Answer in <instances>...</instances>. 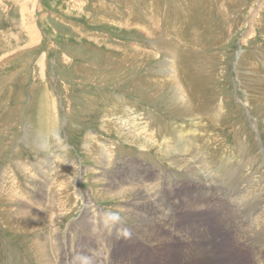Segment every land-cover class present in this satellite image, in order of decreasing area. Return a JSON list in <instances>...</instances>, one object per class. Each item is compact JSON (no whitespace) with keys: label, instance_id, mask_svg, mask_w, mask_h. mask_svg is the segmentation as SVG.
I'll return each mask as SVG.
<instances>
[{"label":"rangeland","instance_id":"obj_1","mask_svg":"<svg viewBox=\"0 0 264 264\" xmlns=\"http://www.w3.org/2000/svg\"><path fill=\"white\" fill-rule=\"evenodd\" d=\"M114 186L165 195L173 242L143 239L130 211L151 205ZM263 208L264 0H0V264L102 258L101 222L111 264H264Z\"/></svg>","mask_w":264,"mask_h":264},{"label":"bare ground","instance_id":"obj_2","mask_svg":"<svg viewBox=\"0 0 264 264\" xmlns=\"http://www.w3.org/2000/svg\"><path fill=\"white\" fill-rule=\"evenodd\" d=\"M173 59V58H172ZM171 71V70H170ZM180 95H181V93H180ZM178 96L177 97V99L178 100H180V102L181 101H184L183 100V98L181 97V96ZM177 96V95H176ZM178 105H180V103L178 104ZM183 105V104H182ZM177 106V105H176ZM181 107V106H180ZM221 109V108H220ZM184 110V109H183ZM40 111V110H39ZM41 112V111H40ZM42 118V117H41ZM52 118V117H51ZM50 119V118H49ZM121 129V128H120ZM128 129V128H127ZM123 130V129H122ZM137 130H139V129H137ZM51 131H53V130H51ZM46 133V132H45ZM122 134V133H121ZM126 134H127V136L128 137H133V138H137V139H139V140H141V138H138L139 136H137L136 137V135L137 134H139V132L137 131V133H134L133 132V130H132V128L131 129H129V131H128V133H127V130H126ZM58 136V135H57ZM141 137V136H140ZM36 138V137H35ZM61 138V137H60ZM37 139V138H36ZM58 139H59V136H58ZM60 140V139H59ZM34 141V140H33ZM41 141V140H40ZM52 141V140H51ZM138 141V140H137ZM58 142V141H57ZM142 142V141H141ZM140 142V143H141ZM147 143V142H146ZM145 143V144H146ZM34 144V143H33ZM42 144V143H41ZM41 144H39V146L41 145ZM46 144V143H45ZM37 145H38V143H37ZM36 145V146H37ZM34 146H35V144H34ZM142 147V146H141ZM39 148V147H38ZM38 148H36V149H38ZM154 148V147H153ZM147 149V148H146ZM186 149V148H185ZM187 149H189V148H187ZM184 150L183 151V153H185L186 151H188V150ZM109 154V153H108ZM107 154V156H110V154L108 155ZM107 156H103V158L104 157H107ZM166 157V156H165ZM171 158H173V157H171ZM195 158V159H194ZM109 159V158H108ZM205 159V158H204ZM192 160H194V161H197L195 164H193V166H190V168L191 169H195L194 171H195V173L197 174V175H200V171H198L199 169H201V168H204V167H206L207 165H205L204 166V162H203V164H202V162L199 160V159H197V157H196V155H194V156H191V157H186L185 159H183V160H180V162L181 161H183V162H192ZM178 161V159H175V158H173V160H172V163H173V165L175 164V166L176 165H179V166H182V167H184L182 164H179V162H177ZM57 162V161H56ZM201 162V163H200ZM206 162V161H205ZM19 164V163H18ZM170 165V164H169ZM18 166V165H17ZM172 166V165H171ZM174 166V167H175ZM21 167V166H20ZM173 167V166H172ZM177 167V166H176ZM22 168V167H21ZM78 169H81V171H82V168L80 167V166H78L77 167ZM100 168V167H99ZM184 168H186V167H184ZM199 168V169H198ZM26 170V169H25ZM172 170V169H171ZM38 171V170H37ZM179 171H181V170H179ZM185 171V170H184ZM183 171V172H184ZM229 171V170H228ZM158 172V171H157ZM205 172V171H204ZM76 173H77V171H76ZM161 173V172H160ZM78 174H80V170H79V172H78ZM158 174V173H157ZM188 174H189V176L187 175V174H185V175H187L188 177H192L194 174L193 173H191V172H189L188 171ZM195 174V175H196ZM215 174V173H214ZM229 174V173H228ZM233 174H234V172H233ZM216 175V174H215ZM223 175V174H222ZM157 176V175H156ZM76 177H78V176H76ZM196 177H198V176H196ZM201 178H202V176H201ZM195 179H197V178H195ZM204 180V179H203ZM69 181H70V179H69ZM112 182H114L115 181V179H112L111 180ZM201 181V180H200ZM65 182H66V180H65ZM211 182V181H210ZM218 182H220V181H218ZM234 182V181H233ZM43 183V182H42ZM73 183V182H72ZM74 183H76V182H74ZM73 183V184H74ZM78 183V182H77ZM200 183V182H199ZM216 183V182H215ZM143 184V183H142ZM218 184V183H217ZM78 185V184H77ZM144 186L143 187H145V189H147V188H150L151 186H153L154 184H151V182H148V183H144L143 184ZM199 185H201L202 186V183L201 184H199ZM219 185V184H218ZM235 185V184H234ZM51 186V185H50ZM196 186V185H195ZM201 186L200 187H198V190H200L201 189ZM223 186V185H222ZM115 188H116V191H115V194H117L118 193V195H122V194H124V193H126L127 191H129V190H132V189H135V191H137L138 192V194L141 192V196H140V198L142 199V200H140V201H136L135 202V204H138V206L139 205H144L143 207L146 209V208H148L149 207V205H151V207H149L148 209H146L145 211H147V212H149V215L147 216V215H144V214H140L138 211H134V210H131L130 211V215H132L133 216V219H134V224H135V226L139 229V230H141V234H142V238L143 239H145L147 242H150V243H152V244H156L157 245V247H158V245H159V247L160 246H162V247H167L169 244H171L172 242H173V235H172V229L171 230H168L167 228H172L174 225V223L173 222H169V220H167V216L169 215V213H167V211H166V206H160V205H158L159 203H157L154 199V195H151V196H149V194H148V198H149V200L148 201H151L152 200V202H148V203H146L147 204V206L148 207H146V204H144V202H143V200H145L146 201V198L147 197H145L144 199H143V197H144V195H145V192H144V189H143V187H135V186H128V187H119V186H114ZM192 187V186H191ZM205 187V186H204ZM203 187V188H204ZM57 188V187H56ZM156 188V187H155ZM209 188H211V187H209ZM112 189H114V188H112ZM111 190V189H110ZM115 190V189H114ZM152 190H153V188H152ZM208 190V189H207ZM149 191V190H148ZM150 191H151V189H150ZM154 191V190H153ZM110 192H112V191H110ZM131 192V191H130ZM133 192V191H132ZM131 192V193H132ZM157 192V191H156ZM201 194L203 193H206V192H204L203 191V189L202 190H200L199 191ZM129 193V192H128ZM134 193V192H133ZM132 193V194H133ZM153 193V192H152ZM108 194V193H107ZM111 194V193H110ZM114 194V193H113ZM125 196V195H124ZM168 196V195H167ZM164 197H165V195H163V199H164ZM183 199H182V203H181V206L179 207V209H183V208H185L184 207V205H188L189 204V198H186V194L184 193V195H183ZM172 198V197H171ZM246 198V197H245ZM245 198H242V202L241 203H243V204H247L248 202H247V199H245ZM237 199V198H236ZM252 199H254V198H252ZM166 200V199H165ZM169 200V199H168ZM172 200V199H171ZM170 200V202H172ZM238 200H239V198H238ZM240 200H241V198H240ZM239 200V201H240ZM53 201V200H52ZM177 202V201H176ZM234 202V201H233ZM184 203V204H183ZM191 203V202H190ZM126 204V203H125ZM133 204V203H132ZM152 204H153V207H152ZM173 204V203H172ZM177 204H179L178 202H177ZM53 205V204H52ZM131 205V204H130ZM129 205V206H130ZM195 205V204H194ZM233 205V204H232ZM237 205V204H236ZM189 206V205H188ZM196 206V205H195ZM245 206V205H244ZM128 207V206H127ZM132 207V206H131ZM248 207V206H247ZM50 208V207H49ZM126 208V207H125ZM139 208V207H138ZM31 209V208H30ZM29 209V210H30ZM127 209V208H126ZM134 209H135V207H134ZM244 208L242 207V205L240 206V207H234V211H236L235 212V214H236V216H237V213H240L242 210H243ZM249 209V208H248ZM24 210V209H23ZM26 210V209H25ZM28 210V209H27ZM42 210V209H41ZM125 210V209H124ZM138 210V209H137ZM141 210V209H140ZM149 210V211H148ZM225 210V209H224ZM39 211V210H38ZM128 211V210H127ZM233 211V212H234ZM245 211V210H244ZM255 211V210H254ZM125 212V211H124ZM205 212V211H204ZM22 213H25V211H22ZM36 213V212H35ZM34 213V214H35ZM87 213L88 212H86V209L85 210H83V216H86L87 215ZM96 213V212H95ZM127 213V212H126ZM172 213V212H171ZM224 213V215L227 217L228 215H231L230 214V212L229 211H226V212H223ZM246 213V212H245ZM264 213V208H263V212H262V214ZM58 214V213H57ZM107 214V213H106ZM106 214H104L105 215V217H101L102 219L104 218V220H106V216H108V215H106ZM129 214V213H128ZM148 214V213H147ZM242 214V213H241ZM241 214H239L240 216H241ZM253 214V212L251 211V210H248V215H249V217L252 219L253 217H251V215ZM127 215V214H126ZM130 215H129V217H130ZM223 215V214H222ZM232 215H234L233 213H232ZM254 215V214H253ZM261 215V214H260ZM33 216H35V215H33ZM31 214L30 215H25V216H23V217H26L25 219H30V217H33ZM102 216V215H101ZM239 216V217H240ZM92 217H93V219H96V215H92ZM233 217V216H232ZM35 218V217H34ZM108 218V217H107ZM245 218V217H244ZM255 218V217H254ZM253 218V219H254ZM258 218V216L254 219V220H256ZM260 218V217H259ZM92 219V220H93ZM200 219V218H199ZM91 220V221H92ZM101 220V219H100ZM174 221V220H173ZM240 221H242L243 222V220L241 219V218H239V219H233V220H227L226 222H225V224H226V227L229 229V228H236L237 227V224L240 222ZM102 224V230L99 232L98 230L97 231H94L95 232V234H96V236H97V243L100 245V247H101V249H102V251H103V253H104V257H102V258H100L99 256H96L97 255V252L91 247L92 245H89L87 242H85V243H87V248L89 249V251H91L92 253H90V252H88V253H86L85 255H81L80 253H79V256H78V258L77 259H72V261H68V262H66V264H111V259L110 258H113V256L109 253L110 252V250L109 249H111V248H109L110 246H112L113 244V242L112 241H110V240H107V239H105V238H103V236H104V232H105V229H104V222H101ZM244 223V222H243ZM256 223V222H255ZM22 224V223H21ZM20 224V225H21ZM132 224H133V222H132ZM119 225V224H118ZM184 225V224H183ZM204 225V224H203ZM240 225V223L238 224V226ZM192 226H193V228L192 229H190V230H192L193 231V233H195V235H197L198 236V238L200 237L198 234H197V232H205L206 231V227H204V226H199V225H193L192 224ZM192 226H190V227H192ZM101 227V226H100ZM167 227V228H166ZM175 227V226H174ZM177 227H178V225H177ZM182 227V226H181ZM185 227V226H184ZM54 228V227H53ZM162 228H165L166 230V232H163L162 231ZM225 228V227H224ZM241 228H242V226H241ZM240 228V229H241ZM257 228H259V227H257ZM137 229V230H138ZM185 229V228H184ZM255 229V228H254ZM95 230V229H94ZM110 230V229H109ZM136 230V229H135ZM134 230V231H135ZM186 230H189V229H186ZM226 230V229H225ZM237 230V229H236ZM257 230V229H256ZM77 231H79V232H81V233H83L82 232V230L81 229H77ZM111 231V230H110ZM119 231V230H118ZM133 231V230H132ZM181 231H182V229H181ZM181 231H177L178 232V236L180 235L181 237L183 236V233L181 232ZM184 231V230H183ZM228 231V230H227ZM246 231V230H245ZM245 231H243V233L245 232ZM162 232V234H160ZM185 232V231H184ZM237 232V231H236ZM239 232V231H238ZM242 232V231H241ZM246 232H249V231H246ZM261 232H262V230H261ZM54 234H55V232H53ZM57 233V232H56ZM66 234V233H65ZM120 234V233H119ZM174 234V233H173ZM188 234V233H187ZM238 235H240V234H238ZM54 236V235H53ZM58 236V235H57ZM110 236V235H109ZM177 236V237H178ZM244 236V234L242 235V237ZM255 236V235H254ZM257 236V235H256ZM119 237V236H118ZM189 237V236H188ZM191 237V236H190ZM204 237H205V235H204ZM203 237V238H204ZM207 237V236H206ZM233 237V236H232ZM241 237V236H240ZM48 238V237H47ZM52 238H54V237H52ZM58 238H59V236H58ZM58 238H56L54 241H52L53 242V246L55 245V247H58L59 249H61V247H60V245L58 246V244H59V241H62L60 238H59V240H58ZM62 238V237H61ZM141 238V237H140ZM192 238V237H191ZM197 238V237H196ZM196 238L194 239L193 238V240H196ZM248 238H250V237H248ZM252 238V237H251ZM263 238V237H262ZM70 239V238H69ZM134 239V238H133ZM175 239V238H174ZM184 239V238H183ZM185 239H187L186 238V236H185ZM201 239V238H200ZM205 239V238H204ZM234 239V238H233ZM236 239V238H235ZM71 240V239H70ZM95 241H96V239H94ZM189 240V239H188ZM192 240V239H191ZM207 240V239H206ZM240 240H241V238H240ZM249 240V239H248ZM247 240V241H248ZM252 240V239H251ZM260 240V239H259ZM38 241V240H37ZM67 241V248H69L70 247V245L72 244H70L69 243V240H66ZM132 241V240H131ZM187 241V240H186ZM235 241H239V240H235ZM247 241H246V243H247ZM63 242H65V241H63ZM83 242H84V240H83ZM184 242V241H183ZM193 242V241H192ZM196 242V241H195ZM207 242V241H206ZM232 242V241H231ZM38 243H41L43 246H44V244H47V241H46V239H43V237L41 238V239H39V242H37V244ZM189 243V242H188ZM197 243V242H196ZM235 243V242H234ZM241 243V242H240ZM239 243V244H240ZM244 243V242H243ZM199 244V243H198ZM236 244V243H235ZM63 245V244H62ZM65 245V244H64ZM63 245V246H64ZM191 245V244H190ZM193 245V244H192ZM246 245V244H245ZM244 245V246H245ZM72 246V245H71ZM107 246H108V248H107ZM114 246V245H113ZM152 246V245H151ZM201 246V245H200ZM208 246V245H207ZM207 246H205V247H207ZM76 247V246H75ZM83 247V246H82ZM86 247V246H85ZM183 247V246H182ZM191 247V246H190ZM193 247V246H192ZM196 247V246H195ZM199 247V246H198ZM209 247V246H208ZM66 248V247H65ZM155 248V247H154ZM194 248V247H193ZM201 248V247H200ZM200 248H197V249H199L200 250ZM71 249H72V247H71ZM75 249V248H74ZM191 249V248H190ZM209 249V248H208ZM87 250V249H86ZM199 250H197V251H199ZM63 251V250H62ZM72 251V250H71ZM74 251V250H73ZM82 251V250H81ZM80 251V252H81ZM185 251V250H184ZM201 251V250H200ZM203 251H204V249H203ZM58 252V251H57ZM66 252V251H65ZM79 252V251H78ZM83 252V251H82ZM85 252V251H84ZM83 252V253H84ZM187 252V251H186ZM192 252V251H191ZM195 252V251H194ZM202 252V251H201ZM62 253V252H61ZM75 253V252H74ZM199 253V252H198ZM203 253V252H202ZM206 253V252H205ZM208 253V252H207ZM59 254V253H58ZM63 254V253H62ZM61 254V255H62ZM65 254V253H64ZM63 254V255H64ZM68 254H69V252H68ZM190 254V253H189ZM189 254H188V256H189ZM60 255V254H59ZM58 255V256H59ZM61 255H60V257H61ZM184 255V254H183ZM186 255V254H185ZM192 255V254H191ZM194 256V255H193ZM44 257H45V255H44ZM63 257V256H62ZM66 257V256H65ZM192 257V256H191ZM56 258V257H55ZM67 258V257H66ZM186 258H188L187 256H186ZM46 259V258H45ZM62 259V258H61ZM114 259V258H113ZM45 261V260H44ZM47 261H49V260H47ZM51 261L53 262V260L51 259ZM115 261V260H114ZM117 261H115V263H116ZM48 263H50V262H48ZM54 263V262H53ZM55 264V263H54ZM59 264H65V262H60ZM124 264H126L125 262H124Z\"/></svg>","mask_w":264,"mask_h":264}]
</instances>
